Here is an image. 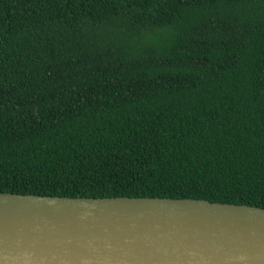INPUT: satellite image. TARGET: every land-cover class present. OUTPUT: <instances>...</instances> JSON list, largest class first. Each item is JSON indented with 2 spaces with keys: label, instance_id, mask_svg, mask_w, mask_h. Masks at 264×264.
<instances>
[{
  "label": "trees",
  "instance_id": "trees-1",
  "mask_svg": "<svg viewBox=\"0 0 264 264\" xmlns=\"http://www.w3.org/2000/svg\"><path fill=\"white\" fill-rule=\"evenodd\" d=\"M0 191L264 207V0H0Z\"/></svg>",
  "mask_w": 264,
  "mask_h": 264
},
{
  "label": "water",
  "instance_id": "water-1",
  "mask_svg": "<svg viewBox=\"0 0 264 264\" xmlns=\"http://www.w3.org/2000/svg\"><path fill=\"white\" fill-rule=\"evenodd\" d=\"M0 264H264V207L0 191Z\"/></svg>",
  "mask_w": 264,
  "mask_h": 264
}]
</instances>
